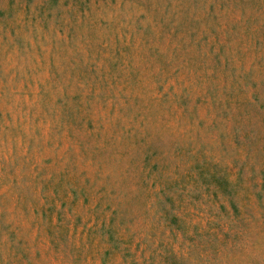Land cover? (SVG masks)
Listing matches in <instances>:
<instances>
[{"label": "rangeland", "instance_id": "rangeland-1", "mask_svg": "<svg viewBox=\"0 0 264 264\" xmlns=\"http://www.w3.org/2000/svg\"><path fill=\"white\" fill-rule=\"evenodd\" d=\"M263 101L264 0H0V264H264Z\"/></svg>", "mask_w": 264, "mask_h": 264}, {"label": "trees", "instance_id": "trees-1", "mask_svg": "<svg viewBox=\"0 0 264 264\" xmlns=\"http://www.w3.org/2000/svg\"><path fill=\"white\" fill-rule=\"evenodd\" d=\"M255 94V93H254ZM255 102H258V98L256 95L252 98ZM251 105L254 104V102H249ZM258 107L261 108L264 107V101L261 104H258ZM254 104L253 106H255ZM263 111V116H264V108L262 109ZM263 127H264V117H263ZM236 128L234 129L235 133ZM232 133L231 135L236 138L237 135H241L240 137L242 138L243 141V149H244V154L249 152L250 144L253 143L257 139H253L252 137L248 136L246 132H243L242 134H237V133ZM237 134V135H236ZM260 133H253L252 135H258ZM264 132H261V135H263ZM222 137V136H221ZM247 141V142H246ZM237 158L231 157V161L229 162L228 165H225L224 170L220 169V160L219 162H208L204 163V168H202V171L199 170L200 167L197 165L195 170L198 172L199 177L204 179V183L206 184V187L212 188V191L214 193V198L216 202L218 203V207L224 212L227 211L231 215V217H239L241 214L242 215H247L249 214V210L246 209L247 205L244 204L243 206H239L238 200V192L240 193V183H241V174H242V166H240L239 169L235 168L237 165H235V161ZM227 164V163H226ZM230 165V166H229ZM236 169V172L234 170ZM233 177V178H232ZM165 181L162 182L159 186V193L161 194L162 198L163 195H167L166 193V186H165ZM256 198V197H255ZM242 201H248L246 198H242ZM163 212L161 215L163 216L164 220L166 221L167 224H169V227L171 230L173 229H181L178 225L177 222L179 220H182V214L179 212H171L170 210H164L162 209ZM116 213H114V216ZM114 216H112L109 220L108 223L110 224L107 229H110V226L112 225ZM250 218V217H249ZM251 219V218H250ZM177 227V228H176ZM108 241L112 242L114 241V237L112 235V232L108 234ZM124 251V250H123ZM126 252V251H125ZM107 253V252H106ZM124 253V252H123ZM127 254L125 255L126 257H129V252H126ZM129 264H138L136 260L130 259L128 260Z\"/></svg>", "mask_w": 264, "mask_h": 264}]
</instances>
